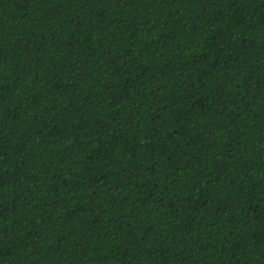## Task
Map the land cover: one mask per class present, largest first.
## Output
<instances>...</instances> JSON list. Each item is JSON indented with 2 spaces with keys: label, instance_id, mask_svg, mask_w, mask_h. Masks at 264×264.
Masks as SVG:
<instances>
[{
  "label": "trees",
  "instance_id": "obj_1",
  "mask_svg": "<svg viewBox=\"0 0 264 264\" xmlns=\"http://www.w3.org/2000/svg\"><path fill=\"white\" fill-rule=\"evenodd\" d=\"M0 264H264V0H0Z\"/></svg>",
  "mask_w": 264,
  "mask_h": 264
}]
</instances>
